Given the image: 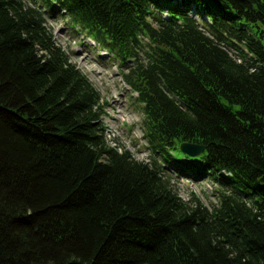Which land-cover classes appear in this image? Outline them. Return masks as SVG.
<instances>
[{
	"label": "trees",
	"instance_id": "1",
	"mask_svg": "<svg viewBox=\"0 0 264 264\" xmlns=\"http://www.w3.org/2000/svg\"><path fill=\"white\" fill-rule=\"evenodd\" d=\"M55 10L125 65L147 161L109 144ZM0 264H264V0H0Z\"/></svg>",
	"mask_w": 264,
	"mask_h": 264
},
{
	"label": "rangeland",
	"instance_id": "2",
	"mask_svg": "<svg viewBox=\"0 0 264 264\" xmlns=\"http://www.w3.org/2000/svg\"><path fill=\"white\" fill-rule=\"evenodd\" d=\"M46 19L56 43L70 55L71 61L99 91L105 107L103 122L109 144H117L121 149L123 147L129 150L136 159H150L141 124L142 105L136 100V94L122 80L121 74L125 65L113 54L110 57L102 55L104 48L96 40L95 44L77 26L68 24L66 16L58 10L53 14L46 13ZM169 172L182 199H187L193 192L208 206L217 201V184L210 178L192 181L182 177L172 167H169Z\"/></svg>",
	"mask_w": 264,
	"mask_h": 264
},
{
	"label": "water",
	"instance_id": "3",
	"mask_svg": "<svg viewBox=\"0 0 264 264\" xmlns=\"http://www.w3.org/2000/svg\"><path fill=\"white\" fill-rule=\"evenodd\" d=\"M179 148L185 155L194 157L204 150V145L184 141L180 144Z\"/></svg>",
	"mask_w": 264,
	"mask_h": 264
}]
</instances>
